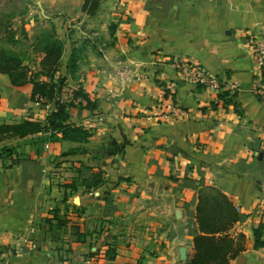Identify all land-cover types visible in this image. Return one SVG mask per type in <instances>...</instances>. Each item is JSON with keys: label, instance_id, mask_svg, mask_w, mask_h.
<instances>
[{"label": "crops", "instance_id": "0c3cea01", "mask_svg": "<svg viewBox=\"0 0 264 264\" xmlns=\"http://www.w3.org/2000/svg\"><path fill=\"white\" fill-rule=\"evenodd\" d=\"M31 1L32 13L14 20L28 36L37 23L55 25L64 45L56 76L98 105L70 108L69 122L92 131L87 142L43 141L45 132L0 142V151L13 147L0 157V264H186L206 186L239 212L229 232L244 247L229 264H264V246H254L264 223V102L250 48L264 30V0H102L94 15L84 0ZM37 55L26 60L32 69ZM177 61L200 65L221 89L183 78ZM31 92L0 72V124L40 119ZM56 208L67 214L60 226Z\"/></svg>", "mask_w": 264, "mask_h": 264}, {"label": "trees", "instance_id": "16d2710c", "mask_svg": "<svg viewBox=\"0 0 264 264\" xmlns=\"http://www.w3.org/2000/svg\"><path fill=\"white\" fill-rule=\"evenodd\" d=\"M102 0H84L83 10L90 15L96 14ZM38 47L43 56L40 68L35 72L26 56L13 50L0 48V72L8 75L15 86L32 84L33 101L43 99L46 103H54L55 107L45 119L26 118L15 123L0 124V142L13 138H25L38 133H47L43 141L71 140L87 142L92 135L90 129L69 122L70 108L83 105L91 110L96 109L97 100L82 88L66 91L67 78L56 76L60 59L64 51L63 42L58 38L54 24L50 30L37 36ZM1 98V94H0ZM79 100L78 104L74 100ZM13 147H4L0 157L10 154ZM100 180H95L98 183ZM59 209H54L53 219L58 226L63 225ZM239 212L229 198L216 187H202L199 190L197 205V223L199 233L194 237L195 253L186 264H229L243 250V243L236 242L229 230L238 220ZM49 229H52L50 223ZM242 238L244 236H241ZM254 246H264V223L254 229ZM108 259H115L113 247L106 252Z\"/></svg>", "mask_w": 264, "mask_h": 264}, {"label": "rangeland", "instance_id": "374dc122", "mask_svg": "<svg viewBox=\"0 0 264 264\" xmlns=\"http://www.w3.org/2000/svg\"><path fill=\"white\" fill-rule=\"evenodd\" d=\"M0 0V48L13 50L26 56V60L30 57L38 56V47L35 46L38 39L44 31L50 30L52 24L46 26L45 22L37 23L33 28V34L28 36L23 31L22 25L18 20H14L17 14H31L33 5L31 0ZM35 66V64H30ZM40 68V65L38 66ZM39 68H34L36 72ZM63 220L67 221V214L63 212Z\"/></svg>", "mask_w": 264, "mask_h": 264}, {"label": "built area", "instance_id": "2783aa9c", "mask_svg": "<svg viewBox=\"0 0 264 264\" xmlns=\"http://www.w3.org/2000/svg\"><path fill=\"white\" fill-rule=\"evenodd\" d=\"M250 48L252 51V55L254 57L255 63L258 65L259 70L262 75V79L259 83L255 85L254 92L256 95L264 102V30L253 34L250 39ZM176 67L183 78L190 80L196 84H199L205 88L220 90L222 87L219 79L213 75L208 73L205 69H203L200 65L190 63V62H176ZM119 74L125 79H130V72L127 68L119 70ZM168 88L171 91H174L175 85L174 83H170ZM37 103H40L44 106V113L40 119H45L50 111L54 108L51 107L54 103H46L43 99L36 100ZM76 104H78L79 100H74ZM55 106V105H54ZM167 109L169 113L173 115L181 114L180 109L176 107L172 102L167 105Z\"/></svg>", "mask_w": 264, "mask_h": 264}, {"label": "water", "instance_id": "95a60500", "mask_svg": "<svg viewBox=\"0 0 264 264\" xmlns=\"http://www.w3.org/2000/svg\"><path fill=\"white\" fill-rule=\"evenodd\" d=\"M180 257L182 260L187 259L186 248L184 246L180 247Z\"/></svg>", "mask_w": 264, "mask_h": 264}]
</instances>
